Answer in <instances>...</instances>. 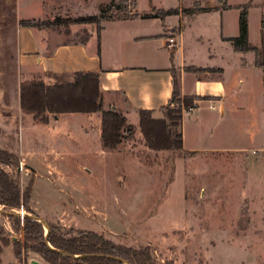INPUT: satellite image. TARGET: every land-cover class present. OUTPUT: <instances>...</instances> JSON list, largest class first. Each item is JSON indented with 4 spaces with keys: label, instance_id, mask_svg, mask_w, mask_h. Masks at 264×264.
Here are the masks:
<instances>
[{
    "label": "rangeland",
    "instance_id": "374dc122",
    "mask_svg": "<svg viewBox=\"0 0 264 264\" xmlns=\"http://www.w3.org/2000/svg\"><path fill=\"white\" fill-rule=\"evenodd\" d=\"M124 2L105 0L100 10L116 16ZM78 4L74 0L67 10L47 7L43 20H33L50 23L43 27H56L65 41H83L89 30L71 27L79 18L74 10L80 9ZM37 12L31 0H0V106H7L0 113V150L17 160V166L0 165V170L20 191L31 188L29 207L36 217L47 224L59 223L55 219L60 217L66 228L97 232L124 246L149 247L157 264H264V153L153 151L131 126H138V116L130 115L131 132L121 130L119 144L105 150L106 156L66 153L47 161L39 157L41 150L64 152L59 136L83 144L76 140L81 135L80 119L41 127L22 121L16 113V19ZM101 22L88 24L95 31ZM181 105L167 108L178 110ZM186 131L191 134L188 127ZM249 138L243 133L232 142L252 148ZM21 212L25 215L21 208L13 213L19 217ZM14 224L0 214L2 259L10 253L7 246L14 252L23 240L21 232L13 231ZM30 260L41 261L34 255L26 259L22 253L17 263Z\"/></svg>",
    "mask_w": 264,
    "mask_h": 264
},
{
    "label": "crops",
    "instance_id": "0c3cea01",
    "mask_svg": "<svg viewBox=\"0 0 264 264\" xmlns=\"http://www.w3.org/2000/svg\"><path fill=\"white\" fill-rule=\"evenodd\" d=\"M31 1L38 12L32 17L19 15L16 19L15 64L19 84L22 79L44 72L96 73L104 110L114 109L128 124L130 115L138 116V126L129 125L141 134L140 111L151 112L154 119L163 118L161 111L171 98L174 71L180 98L202 100L192 119L189 116L193 113L181 116L182 153H264V65L259 64H264V0H135L134 14L119 9L118 15L102 19L99 31L92 30L88 23L73 22L71 27L75 30L77 27L89 30L83 41H65L56 27L19 23L20 20H43L47 7L50 10L72 8L74 0ZM75 1L80 6L74 9L79 17L98 15L105 2ZM244 6L248 8L251 46L246 51L234 48L231 41L240 34ZM158 11L165 14L156 15ZM172 35L176 46L169 48L167 38ZM206 100H214L216 110H209ZM16 109L22 121L41 127L59 124L67 118L82 120L81 135L75 137L82 146L74 144L70 136H59L66 146L64 152L41 150L42 159L47 161L66 153L106 156L100 144V113L24 114L20 109L19 85ZM6 110L7 106H0V113ZM187 127L191 134L187 133ZM243 133L250 137L252 148L232 142L238 141ZM190 143L192 147L188 146ZM55 220L64 226L62 218ZM6 248L10 253L2 259L0 252V264H18L13 248Z\"/></svg>",
    "mask_w": 264,
    "mask_h": 264
},
{
    "label": "trees",
    "instance_id": "16d2710c",
    "mask_svg": "<svg viewBox=\"0 0 264 264\" xmlns=\"http://www.w3.org/2000/svg\"><path fill=\"white\" fill-rule=\"evenodd\" d=\"M124 10L123 8H120ZM158 11L156 15L163 16ZM103 10L98 15L79 17L73 22L93 23L109 19ZM24 26H47L50 23L34 20H20ZM100 28H98L99 31ZM248 8L244 6L240 15V34L231 39L234 48L246 51L248 42ZM263 66V63H259ZM20 109L27 115L39 116L43 113H100V144L104 150H113L119 144L121 130L131 132L126 119L118 112L104 110L99 76L92 72L56 74L44 72L20 81ZM189 107L191 98H180V87L176 73L172 71V94L168 105ZM162 119H154L149 111L139 112V129L147 147L153 151L182 152L181 110L167 108ZM0 165L17 166L11 153L0 150ZM31 188L20 191L19 186L0 170V206L5 216L16 221L13 231L21 232L23 240L14 249L15 258L22 253L27 257L34 255L44 264H157L149 247L133 248L117 244L103 234L91 231L66 228L59 223L47 224V235L42 222L33 219L36 215L29 207ZM25 212L22 226L14 211ZM37 218V217H36ZM39 219V218H38ZM61 253H64L61 254ZM117 259L121 260L118 261Z\"/></svg>",
    "mask_w": 264,
    "mask_h": 264
},
{
    "label": "built area",
    "instance_id": "2783aa9c",
    "mask_svg": "<svg viewBox=\"0 0 264 264\" xmlns=\"http://www.w3.org/2000/svg\"><path fill=\"white\" fill-rule=\"evenodd\" d=\"M125 2V10L127 12V14L131 15L134 14L135 12V0H124ZM167 46L169 48H174L176 46V41L174 39V35L170 36L167 38ZM202 100L196 99L192 101L191 106L189 107H184L183 104L180 107L181 110V114L182 115H190L192 114L194 111H196L201 104ZM207 101V108L211 111L216 110V105H215V101L214 100H206ZM181 115V116H182ZM21 214L23 215V213L21 212ZM23 219H21V224H22Z\"/></svg>",
    "mask_w": 264,
    "mask_h": 264
},
{
    "label": "water",
    "instance_id": "95a60500",
    "mask_svg": "<svg viewBox=\"0 0 264 264\" xmlns=\"http://www.w3.org/2000/svg\"><path fill=\"white\" fill-rule=\"evenodd\" d=\"M0 214H2V215H4V216H8V215H10V213H8V212H4V211H0ZM16 215V214H15ZM16 216H18V215H16ZM19 218L20 219H23L24 218V215H22V214H20L19 215ZM33 219H35V220H37V221H40V219H38V218H36V217H32ZM40 222H42V221H40ZM43 223V222H42ZM43 225H44V228H45V236L47 235V225H46V223H43ZM61 254H63L64 255V253H61ZM118 261H121V260H119V259H117ZM30 264H43V263H40V262H38V261H35V260H32L31 262H30ZM124 264H126V263H124Z\"/></svg>",
    "mask_w": 264,
    "mask_h": 264
}]
</instances>
